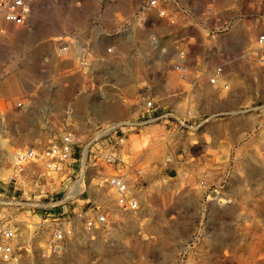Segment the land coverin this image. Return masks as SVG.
I'll return each instance as SVG.
<instances>
[{"label": "rangeland", "instance_id": "1", "mask_svg": "<svg viewBox=\"0 0 264 264\" xmlns=\"http://www.w3.org/2000/svg\"><path fill=\"white\" fill-rule=\"evenodd\" d=\"M142 1L35 0L26 27L5 23L0 11V103L7 110L1 163L6 164L5 151L37 144L35 138L45 144L47 135L55 134L67 102L80 131L86 119L100 124L134 117L142 92L167 97L182 121L163 119L140 126L116 149L135 159L144 173L142 184L134 188L136 210L115 208L113 195L101 184L98 204L107 211L108 222L88 232L77 228L48 258L39 252L47 233L42 211H25L20 218L33 217L35 222L25 234L28 248L5 264H264V71L253 62L255 53L249 54L232 70L256 81L235 77L219 81L212 90L204 77L193 87L192 74L181 81L171 68L175 42H181L190 64L219 63L224 53H209L212 45L229 52L240 42L251 53L257 33L240 25L252 18L251 7L257 2L170 0L166 7L171 17L162 19L154 9H141ZM148 35L156 42L146 44ZM66 37L86 38L99 50L113 45L122 53L114 72L101 81L103 94L82 92L72 61L64 60L58 66L65 75L55 88L40 89L30 110L12 109L23 87L38 79V58ZM46 104L51 108L44 109ZM243 104L250 108L242 109ZM187 107L192 108L189 117L184 115ZM75 166L62 168L57 182L41 190L13 192L0 183V193L59 200L74 180L66 171ZM81 167L89 186L94 182L90 176L115 173L114 165L93 163L91 158L83 159ZM5 172L7 176L10 171ZM68 207L65 203L59 208Z\"/></svg>", "mask_w": 264, "mask_h": 264}, {"label": "built area", "instance_id": "2", "mask_svg": "<svg viewBox=\"0 0 264 264\" xmlns=\"http://www.w3.org/2000/svg\"><path fill=\"white\" fill-rule=\"evenodd\" d=\"M257 1L264 3V0ZM34 2L35 0H0L2 20L13 26L26 27ZM168 3V0H143L140 8L154 9L158 18H169L171 15L168 14L166 7ZM168 22L172 23L173 20L168 19ZM152 42H156L154 35H148L146 44ZM255 43L257 46L250 50L251 53L249 52L251 55L255 53L254 56L264 47V33L255 38ZM174 50L171 68L179 80L184 81L192 74L194 87L204 77L212 90L218 88L219 81L227 82L224 78L223 66L229 60L228 56L231 53L219 50L220 54L224 53L219 63L209 69L191 71L186 63V53L181 47V42H175ZM121 55L122 53L114 50L113 45L99 50L95 43L86 38H63L57 44L51 45L49 51L38 58V79L23 87L22 94L12 103L11 108L23 111L32 109L34 100L40 98L38 91L52 90L55 88L54 84L59 83L60 78L65 75L64 69L60 70L58 66L64 60L72 61V68L79 79L82 92L94 91L102 95L99 89L101 81L107 73L111 75L114 72ZM222 87L227 89L228 84L223 83ZM175 93L179 91H173L172 95ZM139 96L143 100L134 117L100 124H94L86 119L85 127L81 128V131L76 126L72 103L67 102L57 123L55 134L49 133L44 139L45 144H39L42 139L35 138L37 144H25L5 151L6 164L0 162V183L11 187L13 192L41 190L46 188L48 182L54 181L52 174L60 173L62 168L69 169L73 163H76V169L67 171L68 174L73 175L74 180L70 187H64L59 200L40 194L30 198L21 196L16 198L0 193V264L12 263L17 259L21 249L28 248L27 240H24L25 234L31 232L34 226L20 218L22 214L26 216L25 211L35 209L42 211L41 221L47 233L39 247V252L42 258H48L62 249L63 243L73 237L77 228L88 232L108 222L107 211L98 204L101 184L105 185L113 195L115 208L122 211H134L138 208V194L134 188L142 184L143 170L135 159L116 149L123 147L128 133L140 126L163 119L182 123L178 120L179 116L176 117V112L167 104H163L160 94L147 95L142 92ZM261 107L263 106L257 108ZM43 108L51 107L46 104ZM249 108L247 104L242 105L244 110ZM6 112V108L0 103V140L4 139L1 137V132ZM191 113L192 108L187 107L184 115L187 117ZM2 148L4 147L0 146V151ZM75 154L77 157H74ZM82 157L86 161L91 158L93 163L101 160L108 165H114L115 173L109 177H101L100 174L90 176V180L94 179V182L89 186L84 180ZM164 161H169V158L166 157ZM4 168L10 169L7 176L3 175ZM73 186L76 188L73 189ZM44 197L47 198L46 201H42ZM65 203L69 205L67 209L59 208ZM53 211L56 212L52 214Z\"/></svg>", "mask_w": 264, "mask_h": 264}, {"label": "crops", "instance_id": "3", "mask_svg": "<svg viewBox=\"0 0 264 264\" xmlns=\"http://www.w3.org/2000/svg\"><path fill=\"white\" fill-rule=\"evenodd\" d=\"M168 1L170 2V0H168ZM254 1L257 3H256V7H254V6L251 7L254 10L252 12V15H253L252 18L246 20V23H243L240 26L242 27L244 25L243 27H245V29L251 28V30L252 29L255 30L257 33V35H256V37H257L261 33H264V3L257 1V0H254ZM219 50L225 51L226 49H225V47L219 48L217 46L212 45V46H210V48L207 51L209 53H213V52H219ZM231 51L228 52V53H231L228 56L229 60L223 66L224 78L227 81H234L235 77L242 79L244 82L250 81V79H247L246 75L241 74L240 71L235 74L234 71L232 70V67H234V66L239 69V66L241 65L244 57L246 58V56L250 54L249 51H245V49H243V46L241 45L240 42L237 43V49L231 50ZM252 58H253L252 59L253 62L257 64L256 68L264 71V47L262 49L258 50L257 55L252 56ZM186 63L189 65L191 71H197V70H201V69H209L215 65V64H212V65L202 64L200 60L199 61L194 60L193 63L190 64V63H188L187 59H186ZM256 79H257V77H255L254 79H251L250 82H253V80L256 81ZM254 85H256V83ZM179 93H177V94H179ZM176 98L177 97L174 96L173 99L176 100ZM162 102H163V104H167L171 109H173L170 106L171 102L168 101L167 97H164ZM175 105H176V102H175L174 106Z\"/></svg>", "mask_w": 264, "mask_h": 264}, {"label": "bare ground", "instance_id": "4", "mask_svg": "<svg viewBox=\"0 0 264 264\" xmlns=\"http://www.w3.org/2000/svg\"><path fill=\"white\" fill-rule=\"evenodd\" d=\"M3 146V145H2ZM5 147V146H4ZM83 154V157H84V152L82 153ZM83 157H82V159H81V166H82V164H83ZM10 171V169H8L6 172H5V168L3 169V175H4V172L5 173H7V172H9ZM67 172V171H66ZM58 175H59V173H57V174H52V178L57 182V180L60 178V177H58ZM74 188H76V186H73V189ZM222 201H224V200H222ZM30 225H32L33 223H35V222H33V217L32 218H30L28 221H27Z\"/></svg>", "mask_w": 264, "mask_h": 264}]
</instances>
